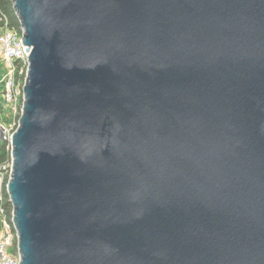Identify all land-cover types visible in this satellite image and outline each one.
<instances>
[{"label": "water", "instance_id": "95a60500", "mask_svg": "<svg viewBox=\"0 0 264 264\" xmlns=\"http://www.w3.org/2000/svg\"><path fill=\"white\" fill-rule=\"evenodd\" d=\"M12 1L20 264H264V0Z\"/></svg>", "mask_w": 264, "mask_h": 264}, {"label": "built area", "instance_id": "2783aa9c", "mask_svg": "<svg viewBox=\"0 0 264 264\" xmlns=\"http://www.w3.org/2000/svg\"><path fill=\"white\" fill-rule=\"evenodd\" d=\"M0 20L4 23L0 31V93H2L6 103H11L22 97L24 106V86L29 66V47L24 46V30L20 31L9 27L7 16ZM21 61L22 65L18 66ZM26 68V74L24 70ZM21 108V115L22 109ZM21 116L15 123V128L9 130L0 122V134L6 141L10 142L12 135L16 132ZM12 158V157H11ZM13 163L10 162L0 165V264H20L19 233L14 224V210L9 194V182L12 179ZM7 194V195H6ZM10 203L12 209H9Z\"/></svg>", "mask_w": 264, "mask_h": 264}, {"label": "trees", "instance_id": "16d2710c", "mask_svg": "<svg viewBox=\"0 0 264 264\" xmlns=\"http://www.w3.org/2000/svg\"><path fill=\"white\" fill-rule=\"evenodd\" d=\"M7 16L9 20V27L20 31L21 25L19 18L14 9V4L12 0H0V18ZM4 23L0 20V31L3 28ZM22 62H18V66H21ZM26 74V68L24 70ZM11 145L9 141L0 140V165L8 163L11 161ZM7 195V194H6ZM9 209H12L11 204L8 202Z\"/></svg>", "mask_w": 264, "mask_h": 264}, {"label": "rangeland", "instance_id": "374dc122", "mask_svg": "<svg viewBox=\"0 0 264 264\" xmlns=\"http://www.w3.org/2000/svg\"><path fill=\"white\" fill-rule=\"evenodd\" d=\"M2 68H0V77ZM23 106L22 97L11 103H6L2 93H0V122L6 126L7 129L15 128V123L18 122V117L21 116V108ZM0 140L5 141L0 134ZM7 141V140H6Z\"/></svg>", "mask_w": 264, "mask_h": 264}]
</instances>
